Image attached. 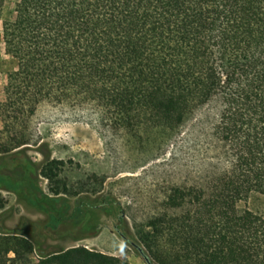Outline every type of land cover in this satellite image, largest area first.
<instances>
[{"label":"trees","instance_id":"1","mask_svg":"<svg viewBox=\"0 0 264 264\" xmlns=\"http://www.w3.org/2000/svg\"><path fill=\"white\" fill-rule=\"evenodd\" d=\"M13 14L2 24L16 65L1 105L8 124L43 102L69 104L137 142L167 141L219 103L213 166L171 188L138 233L145 264H264L261 217L240 208L264 206V0H15ZM11 142L0 153L25 144ZM63 167L40 171L55 196L68 192ZM25 235L0 234V264H26L35 245ZM34 264L127 263L78 246Z\"/></svg>","mask_w":264,"mask_h":264},{"label":"rangeland","instance_id":"2","mask_svg":"<svg viewBox=\"0 0 264 264\" xmlns=\"http://www.w3.org/2000/svg\"><path fill=\"white\" fill-rule=\"evenodd\" d=\"M14 3L7 2L0 16V151L12 139L25 144L0 153V234L23 233L34 243L26 264L78 246L145 264L136 248L138 233L163 211L171 188L195 185L213 166L219 103L200 108L167 141L137 142L69 104L43 102L32 116L17 115L8 124L1 105L16 65L5 53L2 24L13 18ZM51 160L64 162L58 179L66 194L53 195L40 176ZM240 208L258 214L264 228L260 199Z\"/></svg>","mask_w":264,"mask_h":264}]
</instances>
